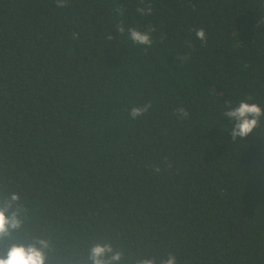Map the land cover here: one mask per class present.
<instances>
[{
  "label": "trees",
  "instance_id": "obj_1",
  "mask_svg": "<svg viewBox=\"0 0 264 264\" xmlns=\"http://www.w3.org/2000/svg\"><path fill=\"white\" fill-rule=\"evenodd\" d=\"M149 25L151 47L128 39ZM246 95L264 106V0H0V205L16 192L26 209L13 236L49 238L48 264H89L101 239L125 264H264V125L222 129Z\"/></svg>",
  "mask_w": 264,
  "mask_h": 264
},
{
  "label": "clouds",
  "instance_id": "obj_2",
  "mask_svg": "<svg viewBox=\"0 0 264 264\" xmlns=\"http://www.w3.org/2000/svg\"><path fill=\"white\" fill-rule=\"evenodd\" d=\"M68 0H56L58 7H65ZM144 0H141V5ZM119 12L120 9L118 8ZM136 12L141 16L151 15V5L139 6ZM115 30L119 34L125 33L123 23H118ZM154 26L149 25L141 30L136 27L127 28L128 39L134 45L151 47L153 44L152 33ZM195 37L202 44L206 43V31L204 28L195 29ZM111 39V36L109 37ZM187 59V57H184ZM151 108V103H145L142 106H132L129 110L130 117L135 120L142 116ZM178 118L186 119L189 116L187 109L178 107L176 109ZM222 116L230 123L227 129L231 140H245L256 129L264 125V106L255 102L251 95H246L236 103L231 100L225 101V110ZM154 171L159 172V167ZM20 196L16 192L9 193L5 203L0 205V241L11 240L7 243L3 252H0V264H48L49 253L52 247V241L42 235H25L23 238H16V233L23 225V216L26 215V209L23 205L16 206ZM87 259L89 264H125V252L119 247H114L109 240H97L88 248ZM178 257L168 251L164 256L148 255L139 258H130L128 264H177Z\"/></svg>",
  "mask_w": 264,
  "mask_h": 264
}]
</instances>
